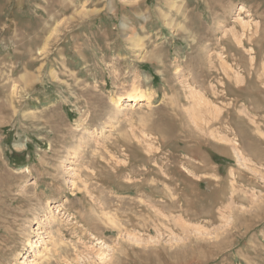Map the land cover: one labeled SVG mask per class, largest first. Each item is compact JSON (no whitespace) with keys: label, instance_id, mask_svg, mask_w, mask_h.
Here are the masks:
<instances>
[{"label":"rangeland","instance_id":"rangeland-1","mask_svg":"<svg viewBox=\"0 0 264 264\" xmlns=\"http://www.w3.org/2000/svg\"><path fill=\"white\" fill-rule=\"evenodd\" d=\"M0 264H264V0H0Z\"/></svg>","mask_w":264,"mask_h":264},{"label":"bare ground","instance_id":"bare-ground-1","mask_svg":"<svg viewBox=\"0 0 264 264\" xmlns=\"http://www.w3.org/2000/svg\"><path fill=\"white\" fill-rule=\"evenodd\" d=\"M46 51V50H45ZM29 62V61H28ZM135 91H137V90H135ZM135 91H133L132 92V100L135 102V101H139L140 100V97H141V94L139 93V92H135ZM166 178V177H165ZM230 186V185H229ZM171 199V198H170ZM169 200V199H168ZM159 201H160V199H159ZM141 202V201H140ZM148 208V207H147ZM158 213V212H157ZM223 215V214H222ZM174 221V220H173ZM228 228V227H227ZM193 237V236H192ZM210 242V241H209Z\"/></svg>","mask_w":264,"mask_h":264}]
</instances>
